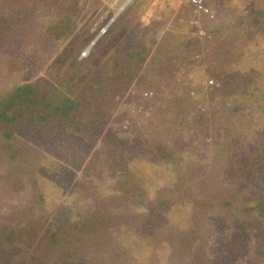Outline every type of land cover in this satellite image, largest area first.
<instances>
[{"label":"rangeland","instance_id":"rangeland-1","mask_svg":"<svg viewBox=\"0 0 264 264\" xmlns=\"http://www.w3.org/2000/svg\"><path fill=\"white\" fill-rule=\"evenodd\" d=\"M209 4L0 0V264H264V0Z\"/></svg>","mask_w":264,"mask_h":264},{"label":"trees","instance_id":"trees-1","mask_svg":"<svg viewBox=\"0 0 264 264\" xmlns=\"http://www.w3.org/2000/svg\"><path fill=\"white\" fill-rule=\"evenodd\" d=\"M213 33H218V30L217 29L213 30ZM46 105L49 104L46 103ZM26 106H30V107L43 106L42 99L39 98V95L36 93L32 84H27L25 86H18L15 90L11 92V95L5 100V102H2L0 104V120L3 123L13 122L12 121L14 120L13 117H15L14 115L17 114L18 110ZM64 112H66V110H64Z\"/></svg>","mask_w":264,"mask_h":264},{"label":"built area","instance_id":"built-area-1","mask_svg":"<svg viewBox=\"0 0 264 264\" xmlns=\"http://www.w3.org/2000/svg\"><path fill=\"white\" fill-rule=\"evenodd\" d=\"M188 3L194 8V12L198 15H203L208 19L214 20L216 17L215 11L209 4V0H188ZM202 35H206L207 33L201 31ZM193 79V76H190V80ZM213 81L209 80L207 85H212Z\"/></svg>","mask_w":264,"mask_h":264},{"label":"crops","instance_id":"crops-1","mask_svg":"<svg viewBox=\"0 0 264 264\" xmlns=\"http://www.w3.org/2000/svg\"><path fill=\"white\" fill-rule=\"evenodd\" d=\"M212 28V27H211ZM217 33H215V35H216ZM213 37H214V33H212V34H210V39H213Z\"/></svg>","mask_w":264,"mask_h":264}]
</instances>
